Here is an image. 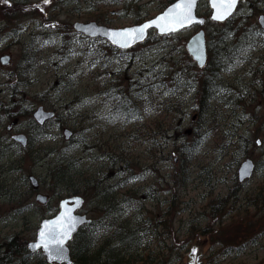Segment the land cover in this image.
<instances>
[{
	"label": "rangeland",
	"instance_id": "374dc122",
	"mask_svg": "<svg viewBox=\"0 0 264 264\" xmlns=\"http://www.w3.org/2000/svg\"><path fill=\"white\" fill-rule=\"evenodd\" d=\"M172 1L0 0V57H10L7 65L0 64V247L16 236L33 239L39 218L49 209L30 194L28 175L41 192L51 193L50 206H57L59 197L47 188V167L63 157L77 172L105 175L110 194H121L125 207L136 205L142 219L154 218L159 234H145L143 241L162 254L161 264H186L196 242L204 264H264V29L258 24L264 0L237 5L228 20L237 29L228 41L236 45L234 52L177 91L172 79L187 65L184 45L198 28L166 37L152 32L145 43L122 53L72 29L77 21L129 26ZM197 11L208 17L207 0H200ZM203 29L206 37L219 30L208 23ZM158 71L169 76L162 86ZM139 91L150 93L134 109L129 94ZM120 92L128 117L121 111L125 104L116 102ZM174 100L182 102L185 113L179 122V115L163 105ZM2 103L10 105L8 113ZM19 104L25 107L21 113ZM38 106L55 112L41 128L28 116ZM153 123L164 134H154ZM8 124L26 130L28 147L10 145ZM176 124L177 132L172 129ZM63 128L73 131L68 141ZM187 128L205 134L200 139L186 134ZM248 155L257 170L236 185L237 165ZM90 198L84 196L81 212L97 222ZM217 199L221 208L211 206ZM164 237H176L182 262L170 254V239L161 242Z\"/></svg>",
	"mask_w": 264,
	"mask_h": 264
},
{
	"label": "trees",
	"instance_id": "16d2710c",
	"mask_svg": "<svg viewBox=\"0 0 264 264\" xmlns=\"http://www.w3.org/2000/svg\"><path fill=\"white\" fill-rule=\"evenodd\" d=\"M143 19H145V17H140L135 21V23L140 22ZM95 22L101 23V21ZM208 25H213L215 28H219V30L214 34L210 32V34H208V37H206L208 44L207 65L204 68H207L212 62L216 60L219 61L223 56L231 55L236 49V45L232 46V44L228 42L229 40L233 39V34H235L237 30L236 28L232 27V24L229 21L223 24L208 22ZM150 38L151 36L148 37V40ZM109 49L114 50V48L112 47H109ZM185 57L187 58V65L177 69L181 71V74H179V78L172 79V87H174L175 91L179 90L182 87L185 88V86L189 84L193 78H195V73L202 70L197 69V67L191 61L187 54H185ZM158 73V85L162 86L164 84V78L166 76H169L167 75V73L160 75L161 71H158ZM171 78H173V76ZM150 86H152L151 83ZM139 92L141 93V95ZM139 92L134 96L129 94L130 99L133 102L132 105L134 109L138 108L137 100L142 99L141 97L144 94L150 93L141 91ZM117 101H119V103H117L118 105L125 104V107H123L121 110L125 111L128 117L129 110L128 108H126L128 104L125 103V96H123L121 92L117 95L116 102ZM176 101L177 100H174V104L167 102L168 104H166L165 110L168 113L173 112L174 117L178 114V121H180V117L183 115V110L181 102ZM28 114V116H30V112ZM150 128L154 134H157L158 131L164 134V132L166 131L163 128H160V125L157 126L154 125V123L150 126ZM172 129H174V131L178 130L177 124L174 126V128L172 127ZM192 133L194 134V136L199 137L200 139H202L205 134L196 128ZM237 139L243 140L244 138L238 137ZM197 141L199 140H195L193 142V146L196 145ZM180 151L182 154L185 153L183 148ZM116 159L121 162V159L119 157H116ZM113 162H111L110 166L114 164ZM72 165L73 164L71 160L63 157H58V159L52 165L47 167V170L50 174L48 176L54 181L55 185H62V192L67 191L72 194H80L83 198L84 196L87 197L89 194L91 197L90 199L93 203L91 201L90 202L98 214L97 222L91 220L89 224L82 226L74 236V239L70 242V251L74 264L163 263L162 254H156L153 249L150 250L147 245H144L143 241V237L145 234L147 235L150 232L159 234L157 225L151 222L154 218H149L144 215L145 217L144 219H142L140 215L131 217L126 214L122 218V214L105 212V209L109 205V202L118 205L117 201L112 199V197L106 195L105 199V196L101 194L100 191H97L98 187L103 185L102 182L105 179V175L101 176L95 174L91 176L85 171L77 172L73 169ZM123 168L126 169L124 166ZM74 179L78 182L77 189L73 188L72 186ZM58 182H62L63 184L60 185L58 184ZM106 186L108 187V185ZM87 188H92L95 191L89 192ZM129 198L130 197L126 199L127 202ZM214 205H218L221 208L222 202L217 199L212 203L211 206L214 207ZM262 205L264 204L262 203ZM132 207L136 208L137 206L133 205ZM99 211H101V213ZM172 216L173 214L171 213V215H169L168 217V220H171ZM97 229H99V231L101 232L100 235L96 234ZM193 230L194 228L190 230L191 232H189L188 235H186V237H189L188 240L192 238L190 236L192 235ZM175 238L176 237H173L172 239L169 237H164L165 240L161 242H166L167 239H170V242H168L167 246V248L171 251L170 254H174V260L182 262L184 254V252L182 251L183 247H176L177 241ZM172 246H174L176 249H173ZM4 248V253L0 255V264H6L12 261L14 262V264H47L43 260L40 253L35 256L36 261H32L33 257H29L25 241H18L17 238H15V242L6 241L4 243ZM162 249H164L163 246H161V250ZM170 254L166 255V257Z\"/></svg>",
	"mask_w": 264,
	"mask_h": 264
},
{
	"label": "water",
	"instance_id": "95a60500",
	"mask_svg": "<svg viewBox=\"0 0 264 264\" xmlns=\"http://www.w3.org/2000/svg\"><path fill=\"white\" fill-rule=\"evenodd\" d=\"M199 1L200 0H197L196 6L193 10V15L195 16V18L197 20H202L203 23L192 25L195 27H199V29L197 32H195L193 35H191L188 38V40L185 43V50H186L187 54L190 56V58L192 59V61L196 64V66L198 68H203L206 64V61H207V48H206L204 30L202 28V26L205 23V18L202 16H199L198 12H197V6H198ZM243 1H245V0H238L237 5L239 4V2H243ZM178 2H179V0H174L173 2L168 4L166 7H164L156 15L149 17V18L145 19L144 21H142L138 24H133V25L124 26V27H109L106 25L97 24L93 21L75 22L73 25V29L77 33H79V34H81L87 38L101 39V40L107 41L108 44H110L112 47H114L116 49L129 50V49L133 48L134 46H136L137 44L144 43L145 40L147 39L149 33L154 31V30L158 36H167L170 34H167V35L161 34V32L159 31L158 28L151 27L145 31L144 38L142 40L137 41L136 43L132 44L131 47L120 48V47H118L112 43V41L108 38L106 33L122 31L125 29H131V28H139V27L143 26L144 24H147V23H150L151 21L156 20L157 17L164 14L169 8H171L173 5H175ZM207 5H208V8L210 10V13L208 16V19L210 21L215 22V23H223L231 17L230 16L228 19H226L222 22L215 21L211 18L212 14H213V9L210 5V0H207ZM237 5H236V7H237ZM258 23H259L260 27L262 29H264V15H260L258 17ZM187 28H189V27H187ZM181 30H183V29H181ZM181 30H179V31H181ZM179 31H177V32H179ZM177 32H175V33H177ZM171 34H174V33H171ZM9 59H10V57L8 55H2L0 57L1 65H3V66L7 65L9 62ZM53 116H54L53 111L48 112V111L44 110L42 108V106L37 107L32 113V117H33L34 121L40 126L43 125L46 121L53 118ZM189 132H190V129L188 128L187 133H189ZM63 136H64L65 140H68L72 136V132L69 129L65 128L63 130ZM12 140L20 143L21 146H23V147L26 145V136H24V135H21V134L13 135ZM253 167H254V165L250 159H246L243 162H241L237 168V179H238V181L241 182L245 179H249L253 173ZM28 179H29V182L31 183L32 186L35 187L37 185V181L33 176H29ZM35 199L37 201H39L40 203L45 202V196L43 194H39V193L36 194ZM82 203H83V199L80 196H73L70 198H65V199L60 200L57 213L51 218H45V219L41 220L39 227L37 229L35 240L30 241L27 244L28 249L31 252H34V251L40 249L43 252V255L45 256L46 261L49 263L57 262V263L72 264V259H71L70 252H69L68 242H70L73 239L74 234L78 231V229L81 226H83L85 223L89 222V219H87L85 215L75 213V211L81 207ZM65 213L72 218L73 227H72L71 232L68 235V238L64 242L63 252L60 254V256L58 258L50 257L49 254L42 247L34 249L32 246L40 242V232L45 229V225H48L49 228L55 229V231H57V232H59L61 230L60 224H62L63 221H61L60 218H61L62 214H65ZM58 221H59V223H58ZM194 249H195V255H193ZM200 249H201L200 243L196 242L195 245H193L189 249L188 253L186 254V264H204V262L200 260L201 255H202L200 252Z\"/></svg>",
	"mask_w": 264,
	"mask_h": 264
},
{
	"label": "snow or ice",
	"instance_id": "6c2138e0",
	"mask_svg": "<svg viewBox=\"0 0 264 264\" xmlns=\"http://www.w3.org/2000/svg\"><path fill=\"white\" fill-rule=\"evenodd\" d=\"M237 2L238 0H210V5L213 9L211 18L218 22L228 19L233 15ZM44 3H49V0H44ZM196 3L197 0H179L178 3L150 23L144 24L139 28L109 32L106 35L116 46L128 48L137 41L142 40L145 31L151 27H156L161 34L167 35L191 27L193 24H202L203 21L197 20L193 15ZM60 219L63 221L60 224L61 230L57 232L55 229L45 225V229L40 232V242L32 246L34 249L42 247L50 257L58 258L60 256L63 252L64 242L73 227L72 218L66 213L62 214ZM193 255H195V249L193 250Z\"/></svg>",
	"mask_w": 264,
	"mask_h": 264
},
{
	"label": "bare ground",
	"instance_id": "6f19581e",
	"mask_svg": "<svg viewBox=\"0 0 264 264\" xmlns=\"http://www.w3.org/2000/svg\"><path fill=\"white\" fill-rule=\"evenodd\" d=\"M227 57H230L229 55L227 56ZM204 70H206V68H204V69H202L200 72H196L195 73V78L196 77H199L200 76V74L204 71ZM21 103V102H20ZM3 104V103H2ZM166 104H168L167 102L166 103H164L163 105H164V107L166 106ZM14 105V104H13ZM3 106V108H2V111H4V112H6V113H8V110L9 109H11V108H9L10 107V105H2ZM13 107V106H12ZM23 108H25L24 107V105L23 104H19V106H18V108H16V110H17V112H19V113H21L23 110ZM122 111V110H121ZM48 112H52V111H50V110H48ZM5 113V115L7 116V114ZM122 113H123V116H127V114H126V112L125 111H122ZM53 115H55V112H53ZM2 119H0V121H1ZM13 123V122H12ZM8 125H10V126H14L13 124H8ZM15 130L19 133V134H21V135H24V136H26L27 135V132H26V130L24 129V128H21V129H19V128H15ZM72 164H73V162H72ZM72 167H73V169L74 170H76L77 168L74 166V164L72 165ZM238 168V167H237ZM47 174L48 175H50L49 174V171H47ZM47 175V177H48V180L51 182L48 186L49 187H47L48 189H50L51 191H54V192H61L62 193V195L63 196H72V195H74V194H72V193H69V192H67V191H64V192H62V185L61 184H63L62 182H58V184H60L61 186H58L57 184L55 185V183H54V181L49 177ZM236 176H237V171H236ZM102 184H103V182H102ZM46 186H47V184H46ZM54 188H55V190H54ZM109 188H112V187H107L106 185H101V186H99L98 187V192L100 191V193L101 194H103L104 196H105V199H106V195H108L109 197H112V199H114L115 201H117V203H118V205H116V204H112L111 202H109V205L107 206V208L105 209V212H112V213H118V214H122V218L125 216V214L126 215H129V216H131V217H135V216H137V215H139V212H138V209H136L135 207H132L133 205H130L129 207H125L124 206V204H122V202H123V198H122V195L121 194H118V195H115V194H110V191H109ZM88 190H89V192H94L95 190L94 189H92V188H87ZM128 197H126V199H127ZM126 199H125V202H126ZM128 203V202H127ZM112 204V205H111ZM127 205H129V204H127ZM100 213H101V211H99ZM78 214H81V215H85L86 216V218L87 219H89V222H91V217H88V215L86 214V213H84V212H81V211H79V212H77ZM89 222L88 223H85L84 225H86V224H89ZM97 224V223H96ZM83 225V226H84ZM99 231V229H97V232ZM96 232V234L97 235H100V233L98 234ZM4 251H5V248H4V244H2V246L0 247V255H2L3 253H4ZM6 264H14V262L12 261V262H9V263H6Z\"/></svg>",
	"mask_w": 264,
	"mask_h": 264
},
{
	"label": "flooded vegetation",
	"instance_id": "af4514ba",
	"mask_svg": "<svg viewBox=\"0 0 264 264\" xmlns=\"http://www.w3.org/2000/svg\"><path fill=\"white\" fill-rule=\"evenodd\" d=\"M263 108V111H264V106L262 107ZM195 117L194 116H192V118H191V121H194L195 119H194ZM194 119V120H193ZM35 125V124H34ZM46 124H44L43 126H37V125H35L36 127H38V128H41V127H44ZM5 131L7 132V134H8V136H9V138H10V136H12V135H14V134H18V132L13 128V126H10V125H7V126H5ZM10 134V135H9ZM27 138H28V136H27ZM29 140V139H28ZM28 143H30L29 141L27 142V145H25L26 147H28L29 146V144ZM257 144H258V140H257ZM10 145L12 146H15V147H17V148H20V146H19V144H17V143H15V142H12L11 141V143H10ZM24 146V147H25ZM21 149V148H20ZM24 149V148H23ZM5 150H7V149H5ZM245 159H250L251 161H252V163H253V165H254V171L255 170H257V165L253 162V160L249 157V155L248 156H246L243 160H245ZM243 160H241L239 163H238V165H237V167L239 166V164L243 161ZM254 171H253V173H254ZM235 177H236V180H237V182H236V185H240V184H242L244 181H238V179H237V176H236V172H235ZM73 188H75V189H77V187H78V182L74 179V181H73ZM29 192H30V194L31 195H34V197L36 196V194H43L44 196H45V202L43 203V204H40L41 206H44V207H46V208H48L49 207V209L47 210V212L45 213V215H43L41 218H39V222H38V225L35 227V232H34V234H33V238H35V236H36V232H37V229H38V226H39V223H40V221L42 220V219H44V218H50V217H52V216H54V214L57 212V210H58V205H59V201L60 200H62L63 199V197L64 198H67V197H69V196H67V197H65V196H63L62 195V193L61 192H53L52 194L54 195V196H58L59 197V200H58V202H57V206L55 205V206H53V207H51L50 206V200L53 198V196L52 195H50L49 193H48V191L47 190H44V192H46V193H44V192H41L40 190H39V184L37 183V185L34 187V186H32L31 184H30V187H29ZM48 193V194H47ZM79 212V211H78ZM16 238L17 239H19V237L18 236H16ZM20 241H25V245H27V243H28V241H30V240H28L27 241V239H19ZM27 247V246H26ZM28 252V251H27ZM28 254H29V257H33V256H36V255H38L39 254V251H35V252H32V253H29L28 252Z\"/></svg>",
	"mask_w": 264,
	"mask_h": 264
}]
</instances>
